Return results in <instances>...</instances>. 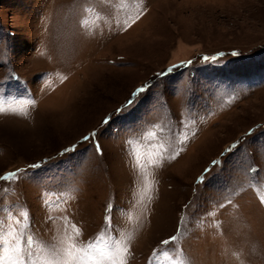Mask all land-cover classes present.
<instances>
[{
	"label": "rangeland",
	"instance_id": "obj_1",
	"mask_svg": "<svg viewBox=\"0 0 264 264\" xmlns=\"http://www.w3.org/2000/svg\"><path fill=\"white\" fill-rule=\"evenodd\" d=\"M0 107L5 225L264 264V0H0Z\"/></svg>",
	"mask_w": 264,
	"mask_h": 264
},
{
	"label": "snow or ice",
	"instance_id": "obj_2",
	"mask_svg": "<svg viewBox=\"0 0 264 264\" xmlns=\"http://www.w3.org/2000/svg\"><path fill=\"white\" fill-rule=\"evenodd\" d=\"M143 91L144 89H139L133 95L135 96ZM131 103H133L132 100L129 101V104ZM3 111L4 109L0 107V112ZM13 111L16 110L13 109ZM149 135H154V133ZM85 139H88V137H85ZM153 152H155V158L148 160L149 167L159 166L166 158L164 155L166 148L163 143L157 144L153 148ZM40 166L36 164L30 167L37 168ZM137 167H144V165L137 161ZM16 178V172H9L0 177V179L6 181ZM261 202L264 203V199ZM21 215L23 216V222L16 219L10 212L7 219L12 223L5 225L3 221H0V264H127L129 253L127 239L130 237L113 236L111 234L110 217L105 218L106 226L95 239L86 243L78 240L82 233L80 229L72 225V232H65L55 243L45 244L36 240L29 231L27 223L29 214L27 211H24ZM178 238V236L173 235L169 239L162 240L161 243L168 245ZM160 255L161 253L154 252L150 264H161L158 259ZM162 255L168 257L165 264H188L187 258L182 255L173 258L167 251L163 252Z\"/></svg>",
	"mask_w": 264,
	"mask_h": 264
}]
</instances>
